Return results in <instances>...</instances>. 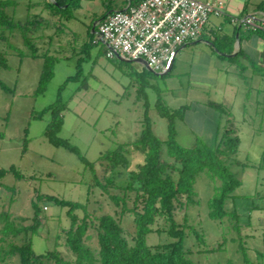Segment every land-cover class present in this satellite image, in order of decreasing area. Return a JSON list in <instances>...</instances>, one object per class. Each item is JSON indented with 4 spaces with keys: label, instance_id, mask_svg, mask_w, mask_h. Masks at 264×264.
Returning <instances> with one entry per match:
<instances>
[{
    "label": "rangeland",
    "instance_id": "rangeland-1",
    "mask_svg": "<svg viewBox=\"0 0 264 264\" xmlns=\"http://www.w3.org/2000/svg\"><path fill=\"white\" fill-rule=\"evenodd\" d=\"M27 1L15 0V4L5 7V12L21 22L37 19L38 26L31 29L29 36L38 56L29 54L18 30L5 29V38L0 39V52L7 63L6 68L0 67V168L15 170L0 178V211L23 215L29 222L33 216L31 202L36 203L39 226L31 235L34 252L56 251L65 259H73L64 243V232L71 226L68 207L55 203L53 197L84 204L95 215H114L129 243L134 231L132 212H120L109 197V193L122 190L110 187L106 192L96 185L92 171L75 153L47 140L44 130L50 114H36L54 103L60 93L64 107L57 136L75 145L101 177V155L134 142L142 126L146 101L154 134L162 141L166 139L167 121L155 107L159 98L170 108L189 107L175 121L176 139L182 146L192 145L196 137L213 146L237 135L236 158L246 162L233 167L241 183L226 201V208H234L238 214L237 229L225 219L217 222L209 218L207 199L213 193V183L206 171L197 176L194 190L198 203L190 206L187 214L189 223L204 234V243L197 242L192 234L185 235L189 257L201 264H264V96L256 92L257 82L247 74L243 81L234 73L218 72L217 64V74L204 69L197 51L189 47L183 49H189L185 57L181 58L182 50L179 51L174 67L162 74L143 69L139 62L108 58L102 43L89 45L90 28L105 9L102 0H75L70 6L71 17L60 10L52 13L51 6L36 3L43 0H30L33 4ZM44 54L54 58L53 75L44 92L37 94ZM78 63L80 75L60 91L65 79L75 75ZM226 79L239 91L236 98L217 109V120L216 110L204 103L207 95L222 99ZM246 87L247 99L242 104ZM198 101L201 104L195 106ZM162 153L166 156L165 150ZM142 157L140 151L131 149L130 168H136ZM73 213L78 219L83 216L79 208ZM182 217L183 213L177 214L179 221ZM169 240L164 232L151 231L145 236L149 245ZM85 243L94 247L95 237Z\"/></svg>",
    "mask_w": 264,
    "mask_h": 264
},
{
    "label": "trees",
    "instance_id": "trees-1",
    "mask_svg": "<svg viewBox=\"0 0 264 264\" xmlns=\"http://www.w3.org/2000/svg\"><path fill=\"white\" fill-rule=\"evenodd\" d=\"M54 1L55 4H49L54 9L52 13L60 10L67 17L72 16L70 6L76 2L75 0ZM138 1L131 0L130 4H136ZM13 4L15 0H0V39L5 38V29L18 30L24 45L29 49V54L36 57L37 48L29 35L31 29L38 26V21L36 18H27L22 22L14 20L5 12V7ZM109 11L106 10L98 19L102 20ZM89 36V45L95 44L94 34L91 31ZM87 49L88 45L85 47V50ZM18 54L21 55V51ZM53 61V56L44 54L38 87L35 91L37 94L44 92L53 75ZM0 67H7L6 58L1 52ZM80 68L78 63L75 75L65 79L60 91L69 80L76 79L80 75ZM171 69L172 66L166 73ZM1 85L4 87L2 83ZM63 107L64 103L58 93L54 103L36 114V116L50 114V121L44 130L47 140L53 145L63 146L75 153L90 168L95 184L103 191L107 192L110 187L122 190L118 194L109 193V197L120 212L129 210L133 214L134 231L131 234V242L126 239L124 228L114 215L110 213L95 215L88 212L84 204L53 197L55 203L68 207L71 226L64 232V243L73 253V259H65L56 251L40 254L34 252L31 235L39 226V208L32 201L33 216L29 222L23 215L0 211V264H51V262L52 264H201L189 257L190 250L184 247V237L192 234L197 242L204 243V234L189 223L187 214V209L198 203L194 184L197 176L204 171L208 173L213 183V193L207 199L209 218L217 222L225 219L232 228L239 227L236 210L226 208L227 199L241 183L233 167L246 164L236 158L239 141L237 135L226 140L221 139L213 146L199 137L195 138L192 145L182 146L176 139L175 121L182 118L189 107L170 108L158 98L155 102L156 111L167 121V137L162 141L153 132L146 101L138 136L132 144L119 146L116 150L101 155L100 164L104 168L101 177H97L94 164L88 162L75 145L57 136L62 126ZM220 107L218 105L216 109ZM229 131L235 133L233 129ZM131 149L140 151L143 156L141 163L134 169L130 168ZM163 150L166 156H163ZM7 171L15 173L13 167L8 170L0 168V178ZM130 193L133 197H130ZM130 201L131 206L128 205ZM78 208L83 211L81 219L73 213ZM178 213H183L181 221L177 219ZM151 231L164 232L170 240L149 245L145 241V236ZM92 237H95L96 241L94 247L85 243ZM238 244L242 249L241 242Z\"/></svg>",
    "mask_w": 264,
    "mask_h": 264
},
{
    "label": "built area",
    "instance_id": "built-area-1",
    "mask_svg": "<svg viewBox=\"0 0 264 264\" xmlns=\"http://www.w3.org/2000/svg\"><path fill=\"white\" fill-rule=\"evenodd\" d=\"M222 12L221 0H139L99 20L93 42L105 46L108 58L118 54L143 60L154 72L166 73L178 50L201 36L209 16ZM229 19L245 30L264 33V18L255 14Z\"/></svg>",
    "mask_w": 264,
    "mask_h": 264
},
{
    "label": "crops",
    "instance_id": "crops-1",
    "mask_svg": "<svg viewBox=\"0 0 264 264\" xmlns=\"http://www.w3.org/2000/svg\"><path fill=\"white\" fill-rule=\"evenodd\" d=\"M221 1L223 2V12L220 14H211L209 16L201 36L197 40L184 45L178 50V52L182 50L180 57H185V54L189 50L188 49L184 52L183 49L186 47H189L191 50H196L199 59L203 60L204 69L210 68L215 70V74H217V67H215V64H217L220 65L218 67V72L222 71L225 74L234 73V75L240 76L243 81L246 80L245 74H247L248 78L257 82L255 90L258 95L262 93L261 95L264 96V34L245 30L242 26L232 23L229 19V16L231 15L243 16L246 14H255L258 18H264V0ZM102 2L105 4L104 13L106 10L123 9L131 3V0H102ZM27 3L33 4L35 2L28 0ZM36 3L49 5L50 3L55 4V1L43 0L42 2ZM101 15H97L95 18L94 24L90 28L92 33V28L94 26L95 29V26H97L99 21L98 18ZM176 55L174 57L172 68L175 65ZM217 61H220V64H218ZM135 62H139L143 69L148 70L143 61ZM215 81L216 78H214L213 82L215 83ZM217 91L218 90L215 88V95ZM238 91L239 89H237L236 84L234 86V83L226 79L224 82V88L221 92L222 99L217 97L211 98L210 95H207V100L204 105L209 106L214 111L216 110L215 113H217L216 118L218 120L220 114H218L216 107L218 105L224 106V104L230 102L231 98H236ZM244 91L245 92L244 94L242 93L243 95L241 98L242 104L244 100L247 99L248 88L246 87ZM198 104L201 103L198 101L195 103V106Z\"/></svg>",
    "mask_w": 264,
    "mask_h": 264
},
{
    "label": "water",
    "instance_id": "water-1",
    "mask_svg": "<svg viewBox=\"0 0 264 264\" xmlns=\"http://www.w3.org/2000/svg\"><path fill=\"white\" fill-rule=\"evenodd\" d=\"M94 30V26H93V28H92V31ZM116 57L118 58V59H120V60H123V61H131L130 59H127V58H124V57H122V56H120V55H116ZM138 61H143V60H138ZM144 62V64H145V66H147L146 65V62L145 61H143ZM147 68H148V70H150V71H152V72H154L153 70H151L148 66H147ZM162 74V73H161Z\"/></svg>",
    "mask_w": 264,
    "mask_h": 264
}]
</instances>
